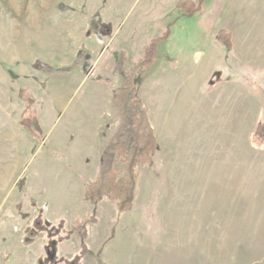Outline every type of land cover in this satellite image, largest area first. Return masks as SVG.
Masks as SVG:
<instances>
[{
    "label": "rangeland",
    "instance_id": "1",
    "mask_svg": "<svg viewBox=\"0 0 264 264\" xmlns=\"http://www.w3.org/2000/svg\"><path fill=\"white\" fill-rule=\"evenodd\" d=\"M177 1L0 0V264L83 247L85 264H264V0L189 17ZM157 38L135 78L157 146L119 213L83 188L118 125L112 89Z\"/></svg>",
    "mask_w": 264,
    "mask_h": 264
},
{
    "label": "trees",
    "instance_id": "2",
    "mask_svg": "<svg viewBox=\"0 0 264 264\" xmlns=\"http://www.w3.org/2000/svg\"><path fill=\"white\" fill-rule=\"evenodd\" d=\"M203 1L178 0L176 6L182 15L189 17L200 9ZM166 33L160 38L165 37ZM218 34L222 44L229 47V35L223 30ZM160 38L149 41L138 62L123 72L121 83L112 89L111 98L116 104L118 125L102 149L95 179L84 184L83 188L85 201L96 202L106 198L114 204L119 213L127 212L132 207L139 179L138 168L151 162L157 146L155 132L146 107L138 95L135 78L141 68L154 59L156 43ZM123 58V55L118 58L114 70L123 69ZM251 141L255 145L263 144L264 122L255 126ZM78 227L81 235L85 236L83 223L78 222ZM85 253L86 248L83 247V252L67 261V264H85L83 261Z\"/></svg>",
    "mask_w": 264,
    "mask_h": 264
},
{
    "label": "crops",
    "instance_id": "3",
    "mask_svg": "<svg viewBox=\"0 0 264 264\" xmlns=\"http://www.w3.org/2000/svg\"><path fill=\"white\" fill-rule=\"evenodd\" d=\"M72 8H74V20H72V22L70 23V25H72V26H75V25H78L79 23L77 22L78 21V17L77 16H75V14L76 15H78V16H80L81 17V14H82V16H83V13H79L78 11H76V8L74 7V6H72ZM78 10V9H77ZM82 21V20H81ZM83 24H81V26H82ZM89 26L90 25H88V23L86 24V28L85 29H83L81 32H83V33H85V32H87L88 31V29H89ZM100 26H106V27H108V26H110V25H108V23L107 22H102L99 26H98V28H100ZM85 27V26H84ZM85 35V34H84ZM96 36L97 35H99V34H95ZM105 145V144H104ZM104 145H103V147H104ZM1 230H2V228H1ZM1 233V232H0ZM1 246H2V242H0V249H1Z\"/></svg>",
    "mask_w": 264,
    "mask_h": 264
}]
</instances>
